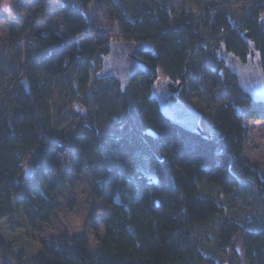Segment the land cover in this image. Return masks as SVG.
<instances>
[{
	"label": "trees",
	"instance_id": "trees-1",
	"mask_svg": "<svg viewBox=\"0 0 264 264\" xmlns=\"http://www.w3.org/2000/svg\"><path fill=\"white\" fill-rule=\"evenodd\" d=\"M56 1L61 32L37 34L26 48L28 64L42 71L41 81L31 79L29 90L23 85L7 95L0 116V254L14 258V264H220L218 256L229 250L235 255L234 238L240 235L244 263L264 264V178L243 158L245 119L264 115V104L252 102L236 81L221 86L222 73L213 68L222 60L215 52L218 44L241 61L248 58L246 34L264 71V4L244 8L240 25L233 12L212 16L209 6L190 19L182 9L176 20L172 0ZM92 1H99L98 12L120 29L121 40L152 43V50L140 55L152 68L150 77L137 74L123 91L113 78H97L94 61L110 39L87 12ZM91 35L93 45L79 49L77 40ZM209 40L214 50L206 59ZM70 72L77 91L96 98L91 122L65 140L52 135L43 105L52 81ZM157 72L182 83V91L207 93L212 104L205 110L212 112L202 133L186 131L161 115L149 95V81L157 79ZM204 73L214 86H208ZM94 81L97 90L88 84ZM112 91L114 96H108ZM244 102L251 109H244ZM14 110L20 114L11 119ZM107 117L112 127L99 129ZM148 129L155 135L146 134ZM29 161H35V172L25 180L23 167ZM83 172L92 174L91 195L111 208L95 252L86 239L69 236L29 260L11 252L20 211L37 230L57 210L54 183L66 173ZM21 180H34L26 193L16 190ZM246 186L253 199L242 198V216L231 208ZM211 223L212 231L207 229Z\"/></svg>",
	"mask_w": 264,
	"mask_h": 264
},
{
	"label": "rangeland",
	"instance_id": "rangeland-1",
	"mask_svg": "<svg viewBox=\"0 0 264 264\" xmlns=\"http://www.w3.org/2000/svg\"><path fill=\"white\" fill-rule=\"evenodd\" d=\"M169 8H174V18L177 20L179 14L184 9L188 18H198L207 10L209 6L212 16L219 14L229 15L233 12V16L237 19V23H242V10L264 4V0H172ZM99 1H92L87 6V12L93 17L94 21L103 28L102 35L113 40H121L122 34L120 29L108 21L106 17L98 12ZM183 6V7H182ZM207 8V9H206ZM248 10V9H247ZM264 15V11L262 16ZM62 21L59 12V5L56 0H0V116L5 112L6 96L10 93L17 92L23 86L22 79L29 81L38 79L41 81V69L34 63L27 62L26 48L28 44L35 41L37 34L49 31L61 32ZM93 35L84 36L77 40L79 49H84L93 45L95 39ZM207 55L206 59L212 54L214 46L213 42L206 41ZM107 50L106 46L100 49L97 60L94 61L96 73L101 67V57ZM222 61V62H221ZM217 60L213 64L214 69H218L222 75L221 86L232 83L236 79L227 76L225 69L226 63L223 60ZM28 64V65H27ZM23 67V68H22ZM33 68V69H32ZM32 69V70H31ZM94 74L95 71H93ZM163 76L161 74L158 77ZM203 76L210 81L208 86H214L213 78H209L207 73ZM227 81V82H225ZM230 81V82H229ZM95 82V81H94ZM96 83V82H95ZM88 83L93 90L99 88L98 83ZM94 84V85H93ZM98 84V85H97ZM92 85V86H91ZM197 85V84H196ZM195 85H191V87ZM216 89V87H215ZM49 94L44 101V107L51 121V133L59 139L69 140L75 135L82 125L91 122L90 115L92 105L95 103L96 95L87 97V93L77 91L76 78L73 73L54 79L47 89ZM241 91V90H240ZM242 92V91H241ZM243 93V92H242ZM112 91L108 96H114ZM244 94V93H243ZM207 93L196 95L189 89L188 91H180L175 95V100L183 102L187 106H192L206 114L201 117L199 125L201 129H205L209 124V114L212 110H205L206 104L211 105L212 101L206 100ZM89 101V102H88ZM87 103V104H86ZM80 105L87 110L86 116H80L74 106ZM244 109H251L249 103L241 104ZM18 110L10 113L11 119L19 115ZM247 138L244 145L243 158L251 167L258 170L259 175L264 178V115H250L245 119ZM97 127L99 129L108 130L112 127L110 119L104 118L99 121ZM35 161L26 162L25 166L31 169V175L35 172ZM91 175L88 172L80 174H64L62 179L54 184L56 185L57 210L47 223H41L37 230H32L22 215L18 214V227L16 231V239L10 244L11 252L16 256L22 255L24 260H29L39 254L44 246L49 247L53 241L62 236L83 238L88 241L89 248L95 252L97 248L96 236L103 234V221L110 213V206L104 202L94 198L91 195ZM28 178H25V180ZM34 180L17 182V189H26ZM206 191H208L206 189ZM210 191L212 188L210 187ZM248 197L250 202L253 199V192L246 186L241 192H238L234 200V210L239 215H244L242 201L244 196ZM244 204V205H243ZM243 205V207H242ZM215 223L207 226L212 231ZM217 226V225H216ZM233 249L235 255L229 250L225 256H218V262L245 264L242 250V240L240 235L234 238ZM12 260V262L10 261ZM14 258L0 254V264H14Z\"/></svg>",
	"mask_w": 264,
	"mask_h": 264
},
{
	"label": "water",
	"instance_id": "water-1",
	"mask_svg": "<svg viewBox=\"0 0 264 264\" xmlns=\"http://www.w3.org/2000/svg\"><path fill=\"white\" fill-rule=\"evenodd\" d=\"M264 25V18L262 19ZM248 50L247 61H241L233 54L227 53L224 48L218 45L215 49L219 58L223 59L229 72L235 77L238 88L254 103L264 104V71L259 57V52L255 49L254 43L246 36L242 35ZM221 47V48H220ZM107 52L101 57V67L96 73L99 79L113 78L118 82L123 91L134 77L143 73L152 75L150 64L140 58V55L152 50V43L147 39L138 41H124L110 39L106 44ZM25 87L27 81L23 80ZM182 83L163 79L157 82L154 78L149 81V95L155 100L161 115L186 131H196L202 133L199 121L202 113L195 107L187 106L183 102L171 99L180 91ZM74 110L80 116H86L87 110L80 105H75ZM146 134L154 136L150 129ZM24 176H31L29 166L23 167ZM221 264H228L222 262Z\"/></svg>",
	"mask_w": 264,
	"mask_h": 264
},
{
	"label": "flooded vegetation",
	"instance_id": "flooded-vegetation-1",
	"mask_svg": "<svg viewBox=\"0 0 264 264\" xmlns=\"http://www.w3.org/2000/svg\"><path fill=\"white\" fill-rule=\"evenodd\" d=\"M263 18H264V15L261 17V22H262V19H263ZM218 45H219V44H218ZM218 45H217V46H218ZM217 46H216V47H217ZM220 48H221V47H220ZM215 49H216V48H215ZM217 56H218V55H217ZM220 59H221V58H220ZM222 60H223V59H222ZM223 61H224V60H223ZM245 61H247V59H246ZM224 62H225V61H224ZM158 75H159V73L157 72V79H156L157 82H159V81H161V80H163V79H166V78H159ZM23 80H26V81H27V84H28V87H27V88L25 87V84H24ZM22 83H23L24 87L26 88V90H29V89H30V87H29V80H28V79L23 78V79H22ZM180 91H182V89H180ZM180 91H179V92H180ZM176 94H177V93H176ZM176 94H175V95H176ZM175 95H171V99H174V100H175Z\"/></svg>",
	"mask_w": 264,
	"mask_h": 264
}]
</instances>
